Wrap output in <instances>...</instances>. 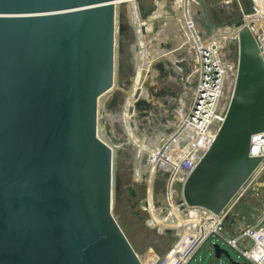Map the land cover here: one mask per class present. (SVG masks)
Here are the masks:
<instances>
[{"label": "water", "instance_id": "1", "mask_svg": "<svg viewBox=\"0 0 264 264\" xmlns=\"http://www.w3.org/2000/svg\"><path fill=\"white\" fill-rule=\"evenodd\" d=\"M115 3L0 0V264H141L111 215L112 155L97 133L114 76ZM235 34L223 120L181 187L180 204L213 215L261 161L249 150L264 133V60L247 25Z\"/></svg>", "mask_w": 264, "mask_h": 264}, {"label": "rangeland", "instance_id": "2", "mask_svg": "<svg viewBox=\"0 0 264 264\" xmlns=\"http://www.w3.org/2000/svg\"><path fill=\"white\" fill-rule=\"evenodd\" d=\"M115 2L114 76L111 89L97 102V133L112 155L111 215L141 264H156L189 228L167 233L157 224L156 219L171 215L172 206L164 196L167 175L156 167L151 171L149 160L158 149L169 147L176 157L185 147L182 123L206 65L219 64L225 71L217 116L225 112L238 56L232 30L251 15L253 4L251 0ZM200 3L210 25L221 27L220 36H227L224 40L204 23ZM137 91L139 97L134 99ZM143 155H148L146 166H140ZM262 200L261 195L246 196L232 214L237 225H254ZM191 214L179 210L178 219L202 220ZM213 244L227 251L231 260L247 264L217 237L208 238L188 264H227L224 258L214 259Z\"/></svg>", "mask_w": 264, "mask_h": 264}, {"label": "built area", "instance_id": "3", "mask_svg": "<svg viewBox=\"0 0 264 264\" xmlns=\"http://www.w3.org/2000/svg\"><path fill=\"white\" fill-rule=\"evenodd\" d=\"M251 1L253 12L243 24L248 26L264 60V0ZM235 75L236 67L233 71V83ZM224 77L221 65L205 66L200 75L196 98L182 123V141L185 147L179 150L176 157H172L170 148L165 147L155 164L156 168L163 169L167 175L164 184L167 203L202 219L201 224L192 225L186 235L178 238L164 258L156 264H188L199 247L210 237L221 239L247 264H264V133L252 137L249 150L250 157L260 158L259 165L219 215L180 204L184 181L211 145L223 120L225 112L217 116V108L222 97ZM259 195L263 202L254 225H237L232 218L235 208L246 196Z\"/></svg>", "mask_w": 264, "mask_h": 264}, {"label": "bare ground", "instance_id": "4", "mask_svg": "<svg viewBox=\"0 0 264 264\" xmlns=\"http://www.w3.org/2000/svg\"><path fill=\"white\" fill-rule=\"evenodd\" d=\"M232 33H233L232 34V37H235L236 36L235 30H232ZM214 34L218 38H222L223 40H224V38L227 37V36H225V37L220 36V32H218V31L217 32H214ZM153 151H155V150L153 149ZM160 153H161V151L158 149L157 152H156V154H155V156H154L155 158L149 160L150 163H151V171H153V169H155V167H156L155 164L157 162V159H158ZM150 181H151V179H150ZM171 206H172V208H171V215H169L168 217H164V218H162L160 220L156 219L157 220L156 222L160 226V229L161 230H169L170 231L172 229L171 232L172 231L173 232L174 231L177 232L179 230H182L183 231L184 229H186V227H189V229H190L192 227V225L201 224L200 222H202V220L201 221H199V220H183V221H179V219H178V212H179V210L180 211H182V210L179 209L176 205L171 204ZM151 211H153V210L151 209Z\"/></svg>", "mask_w": 264, "mask_h": 264}]
</instances>
